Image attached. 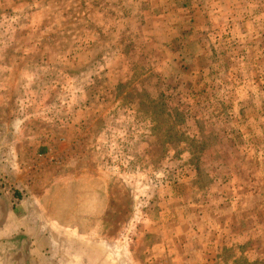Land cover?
Here are the masks:
<instances>
[{
    "label": "rangeland",
    "instance_id": "1",
    "mask_svg": "<svg viewBox=\"0 0 264 264\" xmlns=\"http://www.w3.org/2000/svg\"><path fill=\"white\" fill-rule=\"evenodd\" d=\"M7 256L264 264V0H0Z\"/></svg>",
    "mask_w": 264,
    "mask_h": 264
},
{
    "label": "crops",
    "instance_id": "2",
    "mask_svg": "<svg viewBox=\"0 0 264 264\" xmlns=\"http://www.w3.org/2000/svg\"><path fill=\"white\" fill-rule=\"evenodd\" d=\"M46 224H47V222L44 219L43 215L39 214L37 216V218L35 219V224H34V226L32 228V231H30V234H33L34 237H36L38 239V241H36V242H39V240L41 238H44V237H45V240H47L46 237H48L49 239H52L53 232L58 233V232H60L59 230H61L59 227H56V226H54V224L51 223L50 226H51V230L53 231V232H51V236L42 235V234H40V230L39 229L41 227H45ZM67 230L69 231V229H67ZM8 257L9 256H7L6 259H4L3 263H1V264H16V263H14L13 260L9 259Z\"/></svg>",
    "mask_w": 264,
    "mask_h": 264
}]
</instances>
